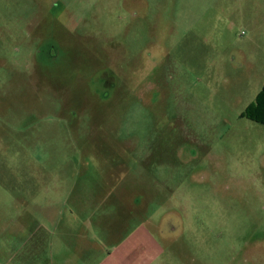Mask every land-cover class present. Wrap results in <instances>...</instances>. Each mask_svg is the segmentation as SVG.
I'll use <instances>...</instances> for the list:
<instances>
[{"label": "rangeland", "instance_id": "rangeland-1", "mask_svg": "<svg viewBox=\"0 0 264 264\" xmlns=\"http://www.w3.org/2000/svg\"><path fill=\"white\" fill-rule=\"evenodd\" d=\"M263 86L264 0H0V264H264Z\"/></svg>", "mask_w": 264, "mask_h": 264}, {"label": "trees", "instance_id": "trees-1", "mask_svg": "<svg viewBox=\"0 0 264 264\" xmlns=\"http://www.w3.org/2000/svg\"><path fill=\"white\" fill-rule=\"evenodd\" d=\"M242 117L264 125V86L257 94L255 101L242 113Z\"/></svg>", "mask_w": 264, "mask_h": 264}, {"label": "crops", "instance_id": "crops-1", "mask_svg": "<svg viewBox=\"0 0 264 264\" xmlns=\"http://www.w3.org/2000/svg\"><path fill=\"white\" fill-rule=\"evenodd\" d=\"M42 189H43V188H42ZM39 194H40V197H43V195L45 196V191H44V192L41 191ZM55 194H57V192H55ZM40 207H41V209H43L42 205H40ZM41 212H42V211H41ZM23 226H25V223H24V222L22 223V228H23ZM26 245H27V243L22 244V245L20 246V248L17 247V248H16V251L13 252L10 256H8V258H7L6 261H5V264H11V262L13 261V259H14V258H15L20 252H22V251L25 249ZM37 264H53V263H52L49 259L42 258V259H40V261L37 262Z\"/></svg>", "mask_w": 264, "mask_h": 264}]
</instances>
